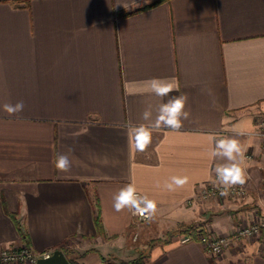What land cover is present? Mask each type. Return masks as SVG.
<instances>
[{"label": "crops", "instance_id": "1", "mask_svg": "<svg viewBox=\"0 0 264 264\" xmlns=\"http://www.w3.org/2000/svg\"><path fill=\"white\" fill-rule=\"evenodd\" d=\"M154 1L0 0V246L24 244L23 232L34 252L60 248L76 264H121L140 250L145 264H264L253 241L209 256L172 235L193 221L225 234L264 211L262 163L244 158L257 154L251 131L264 111V0ZM152 78L179 90L143 92ZM179 96L182 127L155 130L161 104ZM20 101L19 114L3 110ZM141 125L151 143L132 151L129 128ZM225 138L238 141L249 195L186 203L228 163L212 156ZM174 176L187 182L169 190ZM129 184L156 203L141 224L114 208Z\"/></svg>", "mask_w": 264, "mask_h": 264}, {"label": "clouds", "instance_id": "2", "mask_svg": "<svg viewBox=\"0 0 264 264\" xmlns=\"http://www.w3.org/2000/svg\"><path fill=\"white\" fill-rule=\"evenodd\" d=\"M146 87L143 92L154 93L156 96L165 97L172 91L179 90L178 83H173L166 79L152 78L144 81ZM128 89L126 88V91ZM129 94H136L135 92H129ZM187 102V96H179L174 99H170L167 103H163L159 109V115L153 126L155 130H159L161 126L167 128L179 129L182 127V118L187 119L188 112L184 111L185 104ZM24 103L22 101L13 104L6 103L3 105V110L11 115L19 114L24 110ZM150 111L143 113L145 120L149 119ZM153 128H148L143 125L139 127L129 128V148L132 151L143 152L150 145L152 139ZM133 133L135 135L133 136ZM241 155V149L238 141L235 139H219L215 143V150L212 153L213 157H220L228 161L226 164L218 165L215 168L217 179L220 184L224 186L243 185L247 180V176L244 170L241 168L237 157ZM55 167L61 172L69 170L70 161L66 155H57L55 160ZM187 182V177H172L171 183L166 187L169 190H174L175 187H182ZM226 195L227 192L221 193ZM114 208L117 212L121 211L125 207L134 210L133 214H139L144 216L146 212L154 213L156 210V203L147 197L138 196L136 189L132 184H129L126 188L121 189L120 193L114 198ZM143 205V208L141 207ZM149 218V217H145Z\"/></svg>", "mask_w": 264, "mask_h": 264}, {"label": "built area", "instance_id": "3", "mask_svg": "<svg viewBox=\"0 0 264 264\" xmlns=\"http://www.w3.org/2000/svg\"><path fill=\"white\" fill-rule=\"evenodd\" d=\"M251 134L260 141L262 148L261 154L264 162V111L256 115ZM244 158L246 160L254 159V154L247 151L244 153ZM217 166L218 165L214 166L210 179L200 185L194 196L188 199L186 203L196 198L205 200L211 198H233L243 200L246 198L249 192L247 181L250 178L247 172L242 168L247 176L245 184H236L226 187L220 184L217 179L215 172V168ZM262 181L264 184V177L262 178ZM224 191L227 192L226 195L221 194ZM136 194L143 197V195L138 191H136ZM141 207L143 208V205H141ZM130 212L134 217L135 222H142L150 218V213L148 212H146L144 216L133 214L134 210L132 209H130ZM134 237H136V234H134ZM176 239L181 243L188 241L198 242L209 256H221L229 250L233 243H237L240 240H248L253 241L256 244L257 250L264 255V214H258L255 212L253 217L246 220L243 225H236L230 232L225 234H215L209 229L205 228V230H200V227H198L195 229L194 233L182 232L177 234ZM50 253L51 252L36 253L25 243L20 246H0V264H34L38 257H46Z\"/></svg>", "mask_w": 264, "mask_h": 264}, {"label": "trees", "instance_id": "4", "mask_svg": "<svg viewBox=\"0 0 264 264\" xmlns=\"http://www.w3.org/2000/svg\"><path fill=\"white\" fill-rule=\"evenodd\" d=\"M159 1L160 0H155L153 3H157ZM153 3H151V4H153ZM151 4H149V5H151ZM149 5H146L144 7H147ZM93 218H94V224H95L96 230L98 232H102L100 215H99V212H98L97 209L95 210ZM198 227H200V230H205V227L202 224H197V225L189 224V225L180 227L179 229H177V231L194 233L195 229L198 228ZM21 235H22V239L26 243L27 240L25 238V234L23 232H21ZM145 258H146V252L145 251H140L135 258L130 259V260H125V261L123 260V261H120V263L121 264H145ZM69 261H70V264H76L75 262H73L71 260H69Z\"/></svg>", "mask_w": 264, "mask_h": 264}, {"label": "rangeland", "instance_id": "5", "mask_svg": "<svg viewBox=\"0 0 264 264\" xmlns=\"http://www.w3.org/2000/svg\"><path fill=\"white\" fill-rule=\"evenodd\" d=\"M261 112H263V111H259V112H257L258 114L259 113H261ZM256 118V116H254V119ZM262 148H261V145H260V141H259V149H258V151H257V154L255 155V157H254V160H255V162H256V164L257 163H259V165L262 163V166H260L259 168H256L257 169V172H258V176H257V178H258V181H257V183L255 184V186H257L258 188H261L260 190H261V192H264V184H263V181H262V178L264 177V168H263V161L261 162V159H262ZM251 160H253V159H251ZM250 178H252V177H250ZM249 194H247V196H248ZM246 196V197H247ZM228 199H233V198H228ZM199 200H205V199H201V198H196V199H193L192 201H190V202H188V203H193L194 201H199ZM233 200H235V201H239V202H241V201H243L242 199H233ZM262 205H264V204H262ZM261 207H259V213L258 214H261V213H264V211H262V209H260ZM260 211H262V212H260ZM253 217V216H252ZM144 221H142V222H137L138 224H141V223H143ZM244 222L245 221H243L242 219H239L238 220V224L237 225H243L244 224ZM189 224H195V225H197V224H200L199 222H191V223H188V224H180L177 228H176V231L172 234V235H174L175 236V238H176V235L177 234H180V233H182L181 231H177V229H179L180 227H183V226H186V225H189ZM140 251H144V250H140ZM139 251V252H140ZM138 252V253H139Z\"/></svg>", "mask_w": 264, "mask_h": 264}, {"label": "water", "instance_id": "6", "mask_svg": "<svg viewBox=\"0 0 264 264\" xmlns=\"http://www.w3.org/2000/svg\"><path fill=\"white\" fill-rule=\"evenodd\" d=\"M34 264H70V261L62 249L56 248L48 256L38 257Z\"/></svg>", "mask_w": 264, "mask_h": 264}]
</instances>
